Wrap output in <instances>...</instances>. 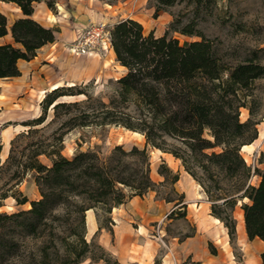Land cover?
<instances>
[{
    "label": "trees",
    "instance_id": "trees-1",
    "mask_svg": "<svg viewBox=\"0 0 264 264\" xmlns=\"http://www.w3.org/2000/svg\"><path fill=\"white\" fill-rule=\"evenodd\" d=\"M1 1L16 6L21 14L12 20L0 14V38L11 39L0 44V79H6L19 75L18 60L29 61L39 48L54 42L56 30L44 26L32 14L34 5L40 2L56 12L58 0ZM176 2H185L198 11L206 1L159 0L165 6ZM177 23L175 20L171 24L173 31L199 40L179 43L167 34H145L142 25L131 18L115 22L109 28V43L116 62L126 71L115 81L108 101L80 90L73 93L72 87H57L42 100L44 110L50 106L67 115L57 128L63 132L56 131L53 144L31 141L25 146L22 159L12 156L11 140L5 163L13 168L10 179L15 183L9 190L31 171L35 173L39 199L28 201L19 193L11 194L17 205L28 202L30 207L11 214L0 213V264H13L20 255L22 248H16L13 236L8 234L13 227L20 236L44 237L52 244V248L44 245L28 252L32 256L29 264H82L85 260L89 264H121L109 258L93 239L86 241L85 213L94 211L100 230L101 224L110 222L112 208L134 196H143L155 184L150 178L145 147L125 150L118 145L107 156L91 150L78 151L71 158L60 154L57 145L67 131L93 125L138 132L146 145L179 159L212 202L211 215L223 223L230 237L234 224L219 209L233 208L238 200L246 199L241 210L247 239L264 242V155L259 160L263 168H255L252 173L240 153L241 146L257 138L256 125L260 120L256 116L262 103L254 94L253 84L264 76V66L253 57L228 62L220 53L219 43L204 36L194 20L181 27ZM75 95H85L86 99L54 104L60 97ZM241 108L248 110L245 121L239 119ZM44 121L42 114L21 125L36 126ZM28 131L19 134L32 132ZM40 155L50 160L49 166L38 160ZM159 174L162 175L160 171ZM252 174L259 177L256 186L248 183ZM177 180L174 174L172 181ZM7 197L4 193L0 199ZM180 207L185 208V204ZM260 263L264 264V250Z\"/></svg>",
    "mask_w": 264,
    "mask_h": 264
},
{
    "label": "rangeland",
    "instance_id": "rangeland-1",
    "mask_svg": "<svg viewBox=\"0 0 264 264\" xmlns=\"http://www.w3.org/2000/svg\"><path fill=\"white\" fill-rule=\"evenodd\" d=\"M205 1L200 9L195 11L192 6L185 2H176L171 6H165L160 4L159 0H58L59 7L56 6V12L50 11L57 17L59 16L57 19L59 23L56 24L61 26V30L67 35L66 46L68 48L77 34L87 27L103 25L108 36L109 28L115 22L126 18L138 21L145 34L152 32L155 37L167 34V37L177 39L179 43L196 41L199 40L198 37L185 36L171 28V24L175 20L179 21L178 27L189 20H194L196 28L204 36L219 43L220 53L228 62L236 63L247 57H253L255 62L264 66V0ZM77 2H80V6L84 10H88V13L90 11L94 13L90 12L92 16L86 22L80 20L82 16L75 10ZM0 14L5 15L8 20L21 15L16 6L1 0ZM104 48L97 47V50L90 56H102L103 64L107 69L105 74L100 73L95 78L74 82V84L63 83L58 87H72L73 93L80 90L92 98H99L101 101L107 102L108 97L113 93L115 81L121 76V69L114 66V61L107 56L109 49L105 52L102 51ZM72 55L77 57V55ZM253 87L254 94L261 99L262 103V109L256 116V119L260 120L256 125V139L258 140L253 141L251 152L241 154L252 173L255 168H263V164H260L259 160L264 155V76L255 80ZM47 93H43L40 98L38 97L39 93L32 91V103L35 106H31L27 110L18 106H12L10 109L0 108V122L6 118L10 122L3 121L1 124V127L5 128L4 139L14 130H22L20 131V133L23 132L22 134L29 132V129L32 130L26 136L19 133V135L14 134L12 136L11 140L14 141L12 156L25 159L22 155L23 153L26 154L24 148L29 142L43 141L53 144L57 132L58 134L63 132L62 130L57 131V128L67 118V115L61 111L55 112L50 106L45 110L43 109L42 100ZM84 99H86L85 95L66 96L60 102ZM42 114L45 116V121L40 125L28 127L19 122L12 123L16 120H32ZM248 117V110L241 108L239 119L245 121ZM11 140L8 142L5 139V143L9 147L8 152ZM118 145H121L125 150H129L132 146L139 149L146 148L150 160V178L155 185L152 190L140 197L141 201L136 199V204L133 200L139 196L132 197L125 204L115 207L114 210L112 208L109 214L110 222L101 224L103 228L100 230L98 229L100 223L97 222L94 211L90 210L88 213L86 211L84 238L87 242L93 239L96 245L103 248L109 258L116 259L119 263H123L124 257L117 255L115 248L121 245L123 248L132 249L130 252L132 257L137 255L139 248H158L153 264H261L260 248H263V245L257 239L248 240L246 234L242 236L237 227L240 221L239 215L242 214L241 204L246 199L238 200L233 208L219 209L223 216L228 214L227 221H232L234 224V233L230 237L223 223L219 221L218 224L211 218L213 217L210 210L212 202L207 199L202 187L184 170L181 161L169 153V156L164 157L154 148L146 145L144 137H139L127 132L123 127L113 125L75 127L62 136V141L57 147L62 156L71 158L76 152L87 150L96 151L100 156H107ZM51 148L47 147L48 150ZM5 160L1 161L0 159L2 166L0 196L7 193L8 197L0 199V213L11 214L27 210L30 207L29 203L17 205L11 194L19 193L20 198L26 197L28 201L39 199L35 173L27 172L19 184L9 190L15 181L10 179L13 168H8L9 165L5 163ZM38 160L44 165H50V160L45 155H40ZM159 171L162 175L159 174ZM174 174H177V181L181 182L180 185L179 182L172 181ZM258 182L259 177L255 174H252L248 181L252 186H256ZM200 188L204 192L202 196ZM190 191L193 199L198 198L199 200H193L189 209H186V205L185 208L180 207L181 203L184 204L185 201L184 194L186 193L190 197ZM86 216L90 217V222L86 220ZM195 221L201 222L200 224L204 226V234L208 238L206 256L199 254L195 257L183 248L184 242L195 233ZM56 224L55 222L54 225ZM16 230L13 227L8 233L9 236H13V240L17 244L16 248H22L18 253L20 255L14 259L13 264L31 263L32 256L28 252H34L36 248H42L44 245L52 248L48 238L20 236ZM60 235L62 234L59 233ZM57 248L60 247L57 246ZM95 252L97 255L100 254ZM128 261L132 262V259ZM82 264H89V260H85ZM93 264L104 263L99 261Z\"/></svg>",
    "mask_w": 264,
    "mask_h": 264
},
{
    "label": "crops",
    "instance_id": "crops-1",
    "mask_svg": "<svg viewBox=\"0 0 264 264\" xmlns=\"http://www.w3.org/2000/svg\"><path fill=\"white\" fill-rule=\"evenodd\" d=\"M35 5L36 7H33L32 17L44 26L55 29V40L54 42L45 44L41 48H39L36 51V55L31 60H18V76L0 79V108L3 107L10 109L12 106H18L19 108L24 110L30 109L31 106H35L34 103H32V91L34 93H39L40 95L45 92H49L54 86H60L63 83H74L89 80L95 78V76L100 73L105 74V72L107 71L103 64L102 56L93 55L76 57L70 54L68 51V47L66 46L68 37L65 32L61 30L62 27L56 24L59 23L57 20L59 16L57 17L55 14H53L44 2H40ZM56 6L57 8L59 7L58 4ZM38 7L40 9L39 12L35 9ZM75 10L82 16V18L80 19L82 20V22H86L91 18L92 15L90 14V12L94 14L93 11H90L88 13V10H84L80 6V2H77V4H75ZM10 41L11 39L9 36L0 38V44ZM108 49L109 51L107 56L110 60L114 61L115 67H119L121 69L120 75H123L126 71L125 68L115 62V55L110 45ZM3 121L10 123L8 122V118L4 119ZM3 121L0 122L1 161L6 159L9 149V147H7L5 143V139L9 142L14 134H18L20 133V131H22L14 130L4 139L3 135H5V128L1 127ZM17 122L21 124L23 120H16L12 123ZM257 140L258 139H256V141ZM159 153L164 157L169 156L168 153ZM190 179L194 182L191 177ZM177 182H179L180 185L181 182ZM200 191H202L201 188ZM191 193L192 192L190 191V197H188L186 193L184 194L185 201L183 203L186 205V209H189V207L193 204V200H199L198 198L193 199ZM201 193L202 196L204 192L202 191ZM136 199H139L141 201L140 197H135V200H133L134 204L137 203ZM211 218L214 221L216 220L215 222L219 224L218 219L214 217ZM200 223V221H195L196 229L194 235L189 237L183 244V248L195 255V257H197L199 254L206 256L207 253L208 238L204 234V226ZM258 241L263 245V248H260L262 252L264 250V242L260 240ZM115 251L117 255L124 257V259L122 260L123 263L121 262V264H153V260L158 251V248H139L135 257H132V255H130V252L132 251L131 248H123L121 245H119L117 246V248H115ZM127 259H132V262H129Z\"/></svg>",
    "mask_w": 264,
    "mask_h": 264
},
{
    "label": "built area",
    "instance_id": "built-area-1",
    "mask_svg": "<svg viewBox=\"0 0 264 264\" xmlns=\"http://www.w3.org/2000/svg\"><path fill=\"white\" fill-rule=\"evenodd\" d=\"M103 44L107 45V48L102 49L106 52L109 43L105 27L103 25H91L77 34L68 51L77 56H90L97 50V47L103 48Z\"/></svg>",
    "mask_w": 264,
    "mask_h": 264
},
{
    "label": "bare ground",
    "instance_id": "bare-ground-1",
    "mask_svg": "<svg viewBox=\"0 0 264 264\" xmlns=\"http://www.w3.org/2000/svg\"><path fill=\"white\" fill-rule=\"evenodd\" d=\"M38 12H39V7L38 8H35ZM53 16V15H52ZM103 47H106V45L104 44L103 45ZM107 53H108V51H107ZM109 58V57H108ZM69 83H71V82H69ZM74 84V83H73ZM58 86H54L51 90H53V89H55V88H57ZM42 95L43 94H40L38 97H42ZM64 98H66V96H63V97H60V98H58L55 102H54V104L55 103H57V102H60V100H63ZM53 104V105H54ZM52 105V106H53ZM127 132H130V133H132V134H134V135H137V136H139V137H143V135L142 134H140V133H138V132H134V131H129V130H126ZM155 149V148H154ZM253 149V142L252 143H249V144H245V145H243V146H241V149H240V152H241V154L242 153H249V152H251V150ZM155 151H157V152H160L158 149H155ZM244 157V156H243ZM114 209H116L115 207L113 208V210ZM90 210H87V213L89 212ZM236 219V218H235ZM86 220L87 221H91V219H90V217H88V216H86ZM239 224H238V229H239V233L242 235V236H245V232H244V226H243V221H242V214H240L239 215ZM216 221V220H215ZM238 233V232H237ZM240 235V236H241Z\"/></svg>",
    "mask_w": 264,
    "mask_h": 264
}]
</instances>
